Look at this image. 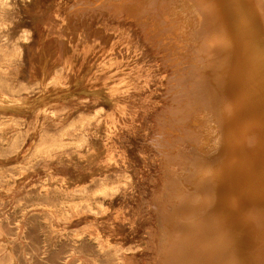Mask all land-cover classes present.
Returning <instances> with one entry per match:
<instances>
[{"label": "rangeland", "instance_id": "rangeland-1", "mask_svg": "<svg viewBox=\"0 0 264 264\" xmlns=\"http://www.w3.org/2000/svg\"><path fill=\"white\" fill-rule=\"evenodd\" d=\"M88 2L0 0V264H156L172 69Z\"/></svg>", "mask_w": 264, "mask_h": 264}, {"label": "bare ground", "instance_id": "bare-ground-1", "mask_svg": "<svg viewBox=\"0 0 264 264\" xmlns=\"http://www.w3.org/2000/svg\"><path fill=\"white\" fill-rule=\"evenodd\" d=\"M84 5L133 21L172 69L156 264H264V0Z\"/></svg>", "mask_w": 264, "mask_h": 264}]
</instances>
